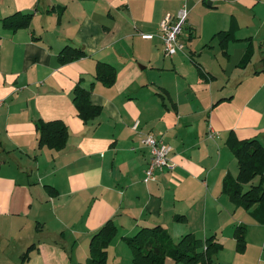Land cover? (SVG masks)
<instances>
[{
  "label": "crops",
  "instance_id": "0c3cea01",
  "mask_svg": "<svg viewBox=\"0 0 264 264\" xmlns=\"http://www.w3.org/2000/svg\"><path fill=\"white\" fill-rule=\"evenodd\" d=\"M183 5L185 48L167 56L159 23ZM16 12L31 14L28 27L4 28ZM226 30L233 38L223 54L215 34ZM263 41L264 0H0V264H84L108 220L117 234L107 264H134L123 238L141 227L219 240L220 228L239 224L244 252L232 238L233 258L212 263L264 264V225L238 218L243 209L222 191L237 174L229 133L264 138ZM66 45L85 56L59 63ZM99 61L116 68L112 86L95 79ZM219 77L231 87L212 89ZM81 79L101 107L87 122L71 99ZM38 120L66 125L62 149L37 147ZM146 133L172 147L171 166L147 182Z\"/></svg>",
  "mask_w": 264,
  "mask_h": 264
},
{
  "label": "trees",
  "instance_id": "16d2710c",
  "mask_svg": "<svg viewBox=\"0 0 264 264\" xmlns=\"http://www.w3.org/2000/svg\"><path fill=\"white\" fill-rule=\"evenodd\" d=\"M30 19V13L16 12L2 18L1 22L4 28L14 31L28 27ZM215 36H218L223 54H227V44L233 38L232 30L219 31ZM85 54L79 47L66 45L59 52L58 61L61 64L68 63L84 57ZM251 56L252 50L249 45L239 66L244 67ZM94 77L103 85L112 86L116 79V68L99 61L96 63ZM91 89V86L82 85L81 79L71 92L72 103L83 122L92 120L101 113V107L90 100ZM35 126L38 148L47 147L58 151L65 146L68 129L62 121L38 120ZM226 143L236 158L237 174L224 177L222 191L236 207L245 209L256 223L264 225V146L258 138L240 140L232 132L226 138ZM54 192L56 193L55 190ZM175 219L182 220L183 216H177ZM246 229L245 224H239L233 230L237 253L245 250ZM116 234L117 229L112 220L106 221L94 232L89 242V257L84 264H107V248ZM214 239L215 235L199 239L187 233L174 241L167 229L161 225L141 227L132 236L123 238L131 250L134 264H164L166 257L183 264H211L214 256L222 248ZM27 258L28 251L23 254L22 260Z\"/></svg>",
  "mask_w": 264,
  "mask_h": 264
},
{
  "label": "built area",
  "instance_id": "2783aa9c",
  "mask_svg": "<svg viewBox=\"0 0 264 264\" xmlns=\"http://www.w3.org/2000/svg\"><path fill=\"white\" fill-rule=\"evenodd\" d=\"M187 17L186 7L183 5L175 14L165 13L159 23V37L162 41V49L165 55L172 56L178 51L184 50L185 43L181 36ZM138 121L132 125L136 129ZM141 143L149 149L150 159L145 169L144 181L155 180V170L169 168L171 166V145L152 133H146L141 138Z\"/></svg>",
  "mask_w": 264,
  "mask_h": 264
},
{
  "label": "rangeland",
  "instance_id": "374dc122",
  "mask_svg": "<svg viewBox=\"0 0 264 264\" xmlns=\"http://www.w3.org/2000/svg\"><path fill=\"white\" fill-rule=\"evenodd\" d=\"M258 66V65H257ZM193 76L195 74H192ZM208 81H211V79L209 78ZM223 84L227 85L226 86V89H229L231 87V82L230 84L227 82L226 83V80L222 79V78H218L217 79V82H215L213 85H212V89H217V88H220ZM202 92V91H201ZM207 94H208V90H203V92L201 94H197L198 97H207ZM195 104L197 106L200 107L199 103L195 102ZM259 141L263 144L264 146V138H260ZM256 180V179H255ZM243 209V208H242ZM240 217L238 218H244V216L248 219L250 218V216L248 215V213L246 212L245 209L243 210H240L239 214ZM226 228V229H224ZM224 229V230H223ZM233 230H234V227L231 228V226L229 227H222L218 230V234L217 236L219 237V240H217L216 238L214 240H217L218 242H221L222 241V248L217 252V257H218V260H223V261H230L233 255V250L230 249V244L232 243L231 242V239L233 238ZM172 234H176V233H173L174 231L171 230ZM211 235V234H210ZM172 238L174 241H177L178 238H176L175 236L172 235ZM203 239V238H202ZM234 239V238H233ZM126 251H128V255L130 254V248L127 246V245H124ZM212 264H218L216 262V260L212 263Z\"/></svg>",
  "mask_w": 264,
  "mask_h": 264
}]
</instances>
